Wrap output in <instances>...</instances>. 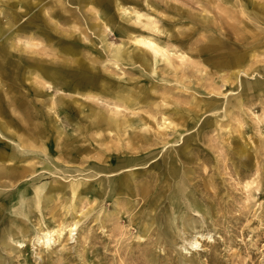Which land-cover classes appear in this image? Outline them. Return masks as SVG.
Listing matches in <instances>:
<instances>
[{"label": "rangeland", "instance_id": "obj_1", "mask_svg": "<svg viewBox=\"0 0 264 264\" xmlns=\"http://www.w3.org/2000/svg\"><path fill=\"white\" fill-rule=\"evenodd\" d=\"M85 1L0 0V264H264V0ZM76 55L93 68L76 75ZM40 60L60 91L25 69ZM77 216L72 238L36 242Z\"/></svg>", "mask_w": 264, "mask_h": 264}, {"label": "bare ground", "instance_id": "obj_2", "mask_svg": "<svg viewBox=\"0 0 264 264\" xmlns=\"http://www.w3.org/2000/svg\"><path fill=\"white\" fill-rule=\"evenodd\" d=\"M86 2L85 0H78V2ZM220 17L224 18L225 17V11H221L220 12ZM137 19H139V17H137ZM147 26H150L149 24ZM74 28H77L76 26H73ZM4 34V30H2V27L0 25V38L2 37V35ZM21 34V33H20ZM23 37V35H21ZM17 44L20 45V51L22 49L26 50H34L36 49L39 44L37 42H34L33 37H28V38H17ZM132 43L135 46V49L138 51H142L145 50L147 52H151L152 54H154V65H156L159 60L157 58L158 55H161L162 57H165V59L168 62H172L170 60V56L168 54V51H166L163 47H161L153 38L149 37V36H144V35H139L137 37L132 38ZM11 48H14L13 45H11ZM69 49V47H66V51ZM1 50V49H0ZM17 59H19L20 61L23 60V56L21 54H18ZM144 56L142 55H138V56H132L131 54H128L127 51L124 50H120V49H116L112 52L111 54V58L113 60V64H127L129 62H131L133 59L137 60V61H141L144 60L143 58ZM179 58H184V56H178ZM34 60V59H33ZM35 61V60H34ZM74 62L76 63L75 66H73L72 68L75 69V74L76 75H80V68H83V72L88 71L89 69H91V67L93 68V66H88L85 64V66L87 68H84V63H82L81 57L80 56H74ZM38 63V64H36ZM35 64H31V65H27L25 67L26 70L29 71L30 74L35 73L37 75L38 78H40L43 83L45 84L47 90H52L54 88V86H57L55 88V92H58L61 90V88L64 86V84H66V82L68 81V77L63 74L62 70H51L50 68L41 66L42 62L40 60V62H36ZM4 64L6 65H10L9 61H5ZM19 64V63H18ZM18 64H16V69H18ZM93 64V63H92ZM20 65V64H19ZM51 65V63H50ZM15 69V70H16ZM241 71H237L234 75L235 77L240 74ZM19 74V73H17ZM83 75V74H82ZM81 77V76H80ZM84 77V76H82ZM54 85V86H53ZM74 87H76L78 89V91H87V90H92L94 89V86H92L91 84H85V83H80V82H76ZM118 96H122L125 100H126V104H132V102H134L133 99H131L128 95H125L122 92L118 93ZM91 98H96V95H92ZM98 101H101L102 103L104 102V100L100 97L97 98ZM61 98H57V97H52L50 103L47 106L48 111H54L57 110V107L59 106L60 102H61ZM9 105L11 106L12 103L10 102ZM97 119H99L100 122L105 123V129L108 130H112V129H119L120 128V123L118 122V120L114 117L111 116L107 119H105V117L103 116V114H100L97 116ZM164 121V120H163ZM165 122L164 121V127L168 128V125L165 126ZM2 126V128H5V124H0ZM143 126V125H142ZM0 157H3L2 155ZM129 183L127 181H124L122 183V187L126 188V186ZM45 184H43L40 187H37L36 189H33V200L34 202H36V204H39L40 201L46 200V197L42 196L43 191L45 189ZM128 187V186H127ZM71 188V194H72V198L71 200L75 197L77 190L79 188L78 184H71L70 185ZM185 189V185L184 183H182V190ZM23 203V201H22ZM191 205V209L193 210V212H200V208L197 204H190ZM77 217H75L74 221L68 224H63V225H54L52 223L48 224V226H45L44 230L40 233H38L35 236L36 242L40 245H44L46 247H48L51 242H52V237L53 236H61L65 231L70 235V238H72L74 236V232L77 230V225L79 223V220H76ZM16 243H19L21 245V242L17 241ZM189 246L191 248H195L196 246H199L198 241L194 238L190 243Z\"/></svg>", "mask_w": 264, "mask_h": 264}]
</instances>
